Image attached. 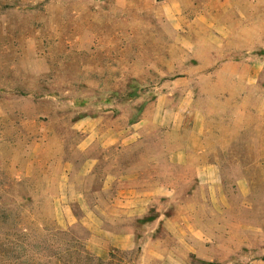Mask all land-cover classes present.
Returning <instances> with one entry per match:
<instances>
[{
    "label": "rangeland",
    "instance_id": "374dc122",
    "mask_svg": "<svg viewBox=\"0 0 264 264\" xmlns=\"http://www.w3.org/2000/svg\"><path fill=\"white\" fill-rule=\"evenodd\" d=\"M134 125L133 146L95 138ZM119 154L163 157L135 164L178 223L143 211L128 247L81 222ZM160 236L173 264H264V0H0V264H161Z\"/></svg>",
    "mask_w": 264,
    "mask_h": 264
},
{
    "label": "crops",
    "instance_id": "0c3cea01",
    "mask_svg": "<svg viewBox=\"0 0 264 264\" xmlns=\"http://www.w3.org/2000/svg\"><path fill=\"white\" fill-rule=\"evenodd\" d=\"M143 125H134L133 131H127L126 128H114L110 130H104L102 127L99 129V133L96 134V139L103 140L105 146L124 148L125 146H133L135 140H137V129H140ZM145 126V125H144ZM168 126V125H167ZM170 126V125H169ZM174 128H179L178 125H172ZM131 129V128H129ZM110 134V136H108ZM186 151H195L202 153L205 150L204 145L200 142L199 132L192 131L189 134L188 141L185 147ZM105 161H113L116 164L117 169L111 171L105 178L102 188L107 191L111 190L115 196L111 203L100 204L98 202H91L85 196L80 200L82 209L84 210V216L82 217V224L87 225L90 228H94L93 231L99 232L102 230L104 234H112V241L118 243L121 247H128L134 244V221L135 218H142L143 211H148L156 208L159 211L158 225L166 226L172 224L177 226L176 220L170 218L166 212L165 199L167 196V186L161 181L143 183L141 179L142 167L135 164L137 159L159 161L161 156L151 157L149 155H106L103 157ZM169 161L174 162L178 167H182V163L192 162L184 153H175L170 155ZM99 157H88L82 166V170L86 175H90L99 166ZM122 163V164H121ZM124 163V164H123ZM195 168V172L199 176L201 171L206 169L215 171V164L213 162L203 163L201 165H192ZM116 168V167H115ZM144 171V170H143ZM83 196V195H82ZM109 204V205H108ZM108 205V206H107ZM117 219V223L112 225V220ZM130 219V221H129ZM117 225L118 230H110L109 227ZM99 227L97 230L96 228ZM179 230L175 233V238L179 236ZM192 240L200 242L202 245L198 250L197 256L209 257V253L206 251L207 246L202 241L203 235L199 233H193L190 235ZM199 238H202L201 240ZM103 240V239H102ZM158 256L161 264H173L171 258L177 259L180 255L179 246H170L166 243L163 236L158 239ZM101 242V241H100ZM103 242V241H102ZM129 245V246H130ZM102 244V248H104ZM206 247V248H205ZM195 250V249H194ZM177 264V260L174 261Z\"/></svg>",
    "mask_w": 264,
    "mask_h": 264
}]
</instances>
